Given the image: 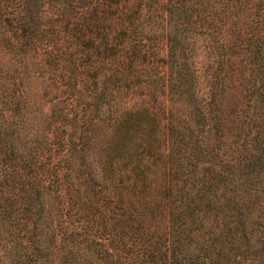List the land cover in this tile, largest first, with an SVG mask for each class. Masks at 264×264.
<instances>
[{
	"label": "trees",
	"instance_id": "obj_1",
	"mask_svg": "<svg viewBox=\"0 0 264 264\" xmlns=\"http://www.w3.org/2000/svg\"><path fill=\"white\" fill-rule=\"evenodd\" d=\"M0 264H264V0H0Z\"/></svg>",
	"mask_w": 264,
	"mask_h": 264
}]
</instances>
